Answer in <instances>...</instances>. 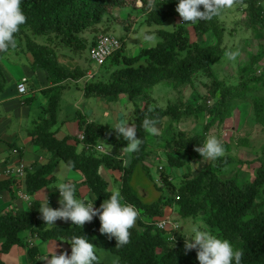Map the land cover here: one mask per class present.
<instances>
[{
    "label": "trees",
    "instance_id": "trees-1",
    "mask_svg": "<svg viewBox=\"0 0 264 264\" xmlns=\"http://www.w3.org/2000/svg\"><path fill=\"white\" fill-rule=\"evenodd\" d=\"M232 2L236 5L238 14L245 20L243 23L246 27L264 32L262 0ZM176 3L177 0H21L26 21L14 34V48L21 47L28 53L31 66L44 70L49 82H52L51 86L42 90L48 102L43 107L41 119L31 130L34 142L47 149L51 157L41 168L27 171L23 180L14 178L0 181V190L12 189L14 185L20 186L23 181L26 192L33 194L53 179L51 174L54 165L63 160L71 168L81 171L83 183L96 194L93 205L99 208L103 200L113 192L106 186V181L99 172L101 166H106L123 171L119 192L123 202L148 212L149 216L163 215L164 205L161 204L156 209L154 205L143 203V199L134 192L131 184L135 168H142L144 172L148 170L145 159L151 153L148 138L150 134L141 126L143 119H154L157 121L156 125L170 120V137L160 134L155 137L166 143L167 164L181 168L189 161L190 155L197 152L196 146L203 142L210 128L215 123L223 124L231 117L242 95H246L244 93L247 90L262 87L264 83L263 49L251 57L249 64L240 67L241 78L236 85H226L216 78L215 66L226 53L222 48L228 25L226 8L219 16L208 21H198L190 26L182 23L173 29L158 28L156 31L160 40L155 45L141 48L133 55L125 53V40L122 36L121 48L103 64L114 67L113 76L109 79L95 77L83 81L86 96L106 98L126 94L131 99H145L143 113L134 114L131 121L141 143L139 149L133 152V160L129 166L124 164L122 152L127 141L119 138L109 123L88 122L80 118V129L84 131V138L81 140L74 137L76 144H70L68 139L58 140L54 127L58 122L62 88L68 82L85 78L87 71V68H81L78 64L72 69L66 68L59 60L60 54L82 56L83 51L94 44L98 32L109 30L108 24L113 20L124 22L130 31L132 22L143 17L149 25L163 24L169 17L181 18L175 11ZM115 7L130 10L126 18L115 16ZM133 11L141 14L136 16ZM228 21L230 23L232 19ZM232 23L237 28L241 20L234 19ZM193 33L202 35L205 39L193 40ZM199 73L212 78L210 95L203 97L213 98L212 104H207L204 100L193 105L180 100L169 103L165 108L150 107L148 91L157 83L170 79L181 85L194 84V78ZM2 87L0 86V90ZM251 100L254 106L252 120L261 126L264 133V97L252 94ZM204 112L211 118L205 122L201 132L182 131L173 125L192 116L199 118ZM110 132L116 134L114 143L122 147L117 154L96 149L101 138ZM236 138L240 145L251 146L248 138L241 135ZM79 144L83 147L81 151L77 150ZM252 148V154L257 157L254 161L245 163L248 167H253L256 162L258 165L253 167V173H248L247 177L237 174L241 164L245 163L229 151H225L222 157L210 160L199 170L193 171L189 166L178 188L166 177L168 188L173 192L166 203L176 204L179 213L186 218L195 219L203 211L207 217L203 227L220 238L229 240L239 249L242 252L241 264H264V199L260 200L264 194V143ZM227 169L232 171L229 175L226 173ZM177 194L178 199L175 198ZM40 204L39 201H32L31 206L26 209H12L0 213L1 252H8L14 245H25L28 247L29 264H38L41 256L39 247L28 244L20 234L29 230L41 240L68 241L74 235H84L97 248H106L116 253L119 258L113 264H199L196 250L185 253L184 235L170 240L168 233L157 229L154 223L142 220L140 215L129 230L128 243L117 248L115 238L93 235L84 225L79 228L63 220L61 224L44 225L38 210ZM55 207H60L59 203ZM97 255L99 264H106L100 260L98 252ZM0 264H4L1 259Z\"/></svg>",
    "mask_w": 264,
    "mask_h": 264
},
{
    "label": "clouds",
    "instance_id": "clouds-1",
    "mask_svg": "<svg viewBox=\"0 0 264 264\" xmlns=\"http://www.w3.org/2000/svg\"><path fill=\"white\" fill-rule=\"evenodd\" d=\"M231 4H232V0H177L175 11L179 14L181 18L174 17L173 25L175 26L173 28H175L176 26L182 23L186 24V22L195 24L198 21L211 20L213 17L219 16L222 10L227 7H230ZM25 21H26V16L21 8V0H0V57H2L3 54L7 53L8 51L10 52L12 50L18 49V48H14L16 46L14 34L18 32L19 27L23 25ZM101 34H113V33L109 31L98 32L94 44L91 46V48H89L90 58H91V49L96 44L98 37ZM119 40H120V47L117 48L116 50L120 49L123 44L121 37L119 38ZM143 40L147 43H151L153 37L151 35L145 34L143 36ZM9 47H13V49H8ZM19 48L21 49V51H23L21 47ZM116 50L113 53H115ZM226 55L229 60H235V58L238 55V52L231 51L226 53ZM109 57L107 58V60L109 59ZM91 60L93 59L91 58ZM107 60L105 62H107ZM103 64H99V65H103ZM34 69H40V68H34ZM23 78H26L25 81L26 89L24 92H19L17 86ZM92 78H95V73L94 72L92 73L89 70V68H87L85 78L73 82L82 83L81 87L83 89V84H84L83 81L85 79L89 80ZM28 79H29L28 76L23 75L16 83V89L21 97H23L29 91V86L27 83ZM255 90H257V88H252L251 90H247L244 93L246 95L244 96L242 95L240 101H244L245 99L248 98L251 99L252 94L255 95L254 94ZM209 101L210 99L208 100V103ZM253 116H254V106H253L252 118ZM230 118H233V115ZM228 119H226L224 123H226ZM156 123H157L156 120L149 119L146 117L143 119L141 126L148 134L152 136H157L160 134V132L159 129L156 127ZM253 123L256 124L257 126H260L256 122ZM223 124H219L221 128L223 127ZM231 127L234 128L233 125ZM111 128L115 130L119 138L127 141L126 146H124L122 149V152L133 153L139 149L141 140L140 138L137 137L136 134L137 131L134 126L126 124L124 122H117ZM221 128L220 131L222 130ZM231 132L232 135L230 139H232V136L234 137V130H231ZM81 133L84 134V131L80 130V132L77 134V138L81 139L79 137ZM230 141H228V143ZM223 142L224 141L220 134L219 135L216 134L215 136L213 134L208 133V135L204 138L203 142L196 146L195 150L197 152L190 155L188 159L189 161H187L189 163V166L196 167L194 164L201 163L200 161L202 159H203L202 161L208 163L210 162V160H215L219 157H222L225 152V148L222 145ZM99 145L102 146V144L99 143L96 145V149L98 151L105 152L108 154L112 153V152L111 153L108 152L103 146L102 149H99L98 148ZM251 150H252V146H251ZM166 151L167 149L165 146V153ZM157 160H158V162L156 163L157 170H155V172H152L151 175L155 181V184H157L158 186L157 191H159L160 196L158 200H152L150 202H146V204L154 205L156 209H158L159 205L161 204L164 205L163 215L149 216L150 214L148 212H144L142 209L135 207L133 204H127L126 202H123V198L119 194L120 191L118 192L115 190L110 194V196L107 199L103 200L99 208H94L95 206L93 207V202L86 203L83 200L76 198L75 196L76 186L74 184L68 182H61L55 185V187L58 188L59 191L60 207L55 209L50 207L48 205V201L46 198H45L46 202L40 204V206L38 207L39 213L41 215V219L45 222L44 225L52 226L54 225L57 219H60L65 222H71L72 225L81 228L83 225L85 226V222H90L93 219V217L96 218L98 216L100 220V228H99L100 233L107 235L109 238H115L117 242L116 247L119 248L128 243L129 235H130L129 230L135 224L137 220V216L140 215L142 220L152 222L156 225L157 229L168 233L170 240H176L178 235H184L185 253H187L189 250H196V258L199 261V264H241L242 252L239 249L235 248L229 240L220 238L219 235L213 234L212 232L208 231L203 227V224L205 225L204 221L207 218L203 211L199 212V215L195 219H192L193 221L190 220L181 223L180 218L182 219H187V218L183 217L179 213L176 204L169 205L168 203H166L172 191L169 190L165 179L167 177L168 181L171 182L175 186V188H178L182 183L183 174L184 172H187L188 168L187 169L186 168L183 169V167L175 168L172 169L173 172L171 170L172 172L171 173L167 171V157H166V161L162 160L161 157L157 158ZM207 160L208 162H206ZM171 168L173 167L171 166ZM248 168H247V172L250 171ZM192 170L196 171L199 169L194 168ZM144 173H150L149 166H148V170ZM248 173H253V172L250 171ZM248 173H246L244 177H247ZM15 175L20 180H23L25 178L26 171L23 177L18 176L16 172ZM251 176L252 175H250V177ZM165 190H167V195L162 193V191ZM134 192L135 193L138 192V195L141 196V198H146L140 191H138V189L137 191ZM23 197H27V196L23 194ZM262 197H260L261 200L264 199V194H262ZM175 198L178 199L179 195L177 194ZM158 202H160V204H158ZM173 215L174 218H172ZM86 229L90 231L93 235L98 234L95 232L93 233V230L91 228L90 229L86 228ZM68 242L70 243V247H71L70 255L67 253L56 254L55 251L53 250L47 256L44 257V259H46V264H99L97 250L101 248H97V246H95L86 236L74 235L70 239H68ZM28 244L36 245L35 243H30V242H28ZM110 252L114 253L112 251Z\"/></svg>",
    "mask_w": 264,
    "mask_h": 264
},
{
    "label": "crops",
    "instance_id": "crops-1",
    "mask_svg": "<svg viewBox=\"0 0 264 264\" xmlns=\"http://www.w3.org/2000/svg\"><path fill=\"white\" fill-rule=\"evenodd\" d=\"M21 61L24 62V60ZM3 62L4 60L0 61V67L5 73L3 74L0 69L5 79V82H0V86H3L0 90V181L5 182L17 178L15 172L21 164L24 165L26 172L35 171L44 166L51 157L47 149L39 147L34 142L31 130L41 119L43 107L48 102V98L42 90L50 86L52 82H49L46 72L42 69H34L31 65H25L19 62L20 69L18 71L20 70V72H17V70H12L7 65L2 66ZM23 75L29 78L27 82L29 91L21 97L16 89V83ZM81 84L79 82H70L62 88L58 122L54 127L55 136L58 140L68 139L70 144H76L77 134L81 130L80 118L88 122L109 123L111 127L117 122L132 125L133 115L143 111L142 100L137 102V98L131 99L126 94L106 98L86 96ZM95 103L106 107L107 110L96 111L93 106L96 105ZM140 105L139 111L137 108L139 109ZM115 139L116 134L110 132L101 138L100 144L108 152H112L111 154H117L118 149H122V147L114 143ZM149 142L151 153L146 156L145 162L149 166L150 173H152L157 170V158L161 157L162 160L166 161V145L158 137L154 139L150 138ZM82 149V145L79 144L77 150L81 151ZM123 160L124 164L129 166L133 160V153L124 152ZM99 172L105 179L107 187L113 191H120L123 171L101 166ZM51 175H53V179L33 194L26 192L23 181L20 186L14 185L12 189H1L0 213L12 209H26L31 206L32 201H39L42 204L46 202L45 198L48 201V205L55 209V204L59 203V191L55 185L61 182L74 184L76 186V198L86 203L93 202L94 204V192L83 183V176L80 170L73 169L65 161L60 160L54 165ZM112 182H114V185H112ZM131 184L133 188H137L146 197L143 198L144 203L151 201L147 198L145 189H142L140 185H135V171L131 178ZM23 194L27 197H23ZM62 222V220L57 219L54 225L61 224ZM85 227L91 228L93 233L107 236L101 234L99 231L100 220L98 216L96 218L93 217L90 222H85ZM20 234L26 242L35 243L39 247L41 257L38 264H46L44 257L53 250L56 254L67 253L70 255L71 253V247L68 241L54 239L41 240L29 230H24ZM108 258L112 259V257H107V260ZM0 259L4 264H29L27 247L25 245H14L8 252L0 251ZM117 260L118 258L116 257L112 263L103 262L113 264Z\"/></svg>",
    "mask_w": 264,
    "mask_h": 264
},
{
    "label": "rangeland",
    "instance_id": "rangeland-1",
    "mask_svg": "<svg viewBox=\"0 0 264 264\" xmlns=\"http://www.w3.org/2000/svg\"><path fill=\"white\" fill-rule=\"evenodd\" d=\"M263 4H264V0ZM227 14H225L227 19V30L224 36V40L222 43V48L226 51V53L235 51L238 52L237 57L235 60H229L227 58L226 53L224 54L222 61L215 66V76L218 80H221L225 82L226 85H236L240 82L241 78V72L240 67H242L245 64H249L251 61V57L254 56L257 52H260L261 49L264 50V32L263 31H256L253 28L246 27L245 23H243V20L241 16L238 14L236 5L232 2L230 7L226 8ZM130 10L122 9L120 7H115L113 9V13L115 16L126 18ZM135 12L136 16H139L141 13L138 11ZM141 19V20H140ZM137 21H133V27L130 31H128V28L125 27L124 22H121L120 20L111 21L109 26V31L116 35L117 37L124 36L125 40V53L128 55L136 54L141 48L155 45L159 40L160 36L158 32L156 31L158 28H164V29H172L175 25L174 23V17H169L163 24H147L144 21V17L140 18ZM228 19H232V21L241 20L240 25H238L237 28H234V23L232 21L229 23ZM131 21V20H130ZM129 21V22H130ZM191 23L186 22V26H190ZM130 25V24H129ZM236 25V24H235ZM145 34L151 35L153 37V40L151 43H147L143 40V36ZM89 37H92V34L88 33ZM192 39L195 40H204L205 37L202 35L194 34L192 35ZM24 50L21 51L20 48L16 50H12L9 53L3 54L2 57H0V61H3L2 66H6L9 68H12V70L20 69L19 62L21 64L25 65H31V57L27 55ZM21 60H24L21 61ZM59 60L63 65L66 66L68 69H72L76 66V64L79 65L81 68H89V70L93 73H95V77H99L101 79H109L113 76V68L107 67V65H99L96 63V61L91 60L90 58V51L89 48L85 49L83 51L82 56L78 57H70L68 55H62L60 54ZM264 60V58L262 59ZM261 60V61H262ZM2 63V62H1ZM258 67V65H257ZM1 69V67H0ZM2 70V69H1ZM0 70V71H1ZM3 74L4 71H1ZM0 72V82H5L4 75ZM16 73V72H15ZM211 77L208 75L199 73L196 78H194V84H177L176 82L171 81L170 79H164L157 83L153 88L149 89V103L150 107H163L165 108L169 103H175L179 102L180 100H183L185 103H190L193 105L198 104L200 101L206 100L207 104H211L214 100L213 98H209L210 101L208 103L209 99H203L204 96H209L211 91ZM263 86L255 90L254 94L259 97H264V83H262ZM76 93V92H72ZM136 101L139 102L142 100L143 108H144V100L142 97H136ZM249 99V98H248ZM245 99L244 101H240L236 108L233 109L232 115L233 118H229L226 123L223 124V127L218 123H215L209 130V134H213L216 136L221 135L223 139L222 145L225 148V151H229L233 156L239 157L242 163H245L246 161H254V159L257 157L256 155L252 154L251 152V146H261L264 142V133L261 131L260 126H257L253 123L252 120V112H253V100L251 99ZM93 105L95 107L96 111L101 110H107L106 107H103L101 105ZM135 106V105H134ZM137 108V110L140 111ZM142 108V109H143ZM141 113L138 114H142ZM231 115V116H232ZM209 116L205 115V112L199 117L196 118L194 116L189 117L188 119H184L180 121L179 123H174V127L176 129L179 127L182 131H195V132H201L203 129V125L205 122L209 121ZM231 121V122H229ZM170 123V120H165V122L159 123L156 125V127L159 129L160 135L165 137H170L171 131H168V125ZM230 125V126H229ZM233 125L234 128L231 126ZM220 128L222 129L220 131ZM231 130H234V137L232 135ZM241 135V137L248 138L249 143H251V146H244L240 145L238 143V139L235 138L236 136ZM148 138L154 139L155 136L149 135ZM235 138V139H234ZM232 140L233 142H231ZM228 141H230L228 143ZM253 149V148H252ZM225 153V152H224ZM203 160V159H202ZM200 161L199 164H194L196 167H191L192 169H200L206 165L205 161ZM208 162V160L206 161ZM258 162H256L253 167L257 166ZM249 166V165H248ZM247 164H241V167L238 171V174L241 176H245L248 168ZM247 167V168H246ZM253 167L251 166L249 169L250 171H253ZM184 168L189 169V163L186 162L183 166ZM172 169H175V167L171 168L170 165L167 164V171L171 172ZM233 170V168H231ZM231 169H227L228 175L232 172L229 171ZM135 185H140L142 189H145L147 192V198L152 200H158L159 191H157V184H155V181L151 175V173H144L142 169H136L135 168ZM173 172V170H172ZM171 172V173H172ZM230 172V173H229ZM225 173V172H224ZM112 185H114V182H112ZM134 191H137V188H133ZM117 191V190H116ZM138 193V192H137ZM165 195H167V190L162 191ZM93 198L96 199V194H93ZM263 198V197H262ZM143 199V198H142ZM261 200V199H260ZM174 218V215L172 216ZM181 223L187 222V221H193L192 219H182L180 218ZM197 221V220H196ZM97 252L99 253V258L102 261H105L107 263H112L114 259L119 257L116 254H113L109 252L106 249H98ZM107 257H112V259L107 260ZM45 264V263H41Z\"/></svg>",
    "mask_w": 264,
    "mask_h": 264
},
{
    "label": "built area",
    "instance_id": "built-area-1",
    "mask_svg": "<svg viewBox=\"0 0 264 264\" xmlns=\"http://www.w3.org/2000/svg\"><path fill=\"white\" fill-rule=\"evenodd\" d=\"M120 47V40L113 34H101L98 37L96 44L91 49V58L96 61L98 64H103L107 58ZM26 78H23L18 84L17 88L19 92H24L26 89L25 86ZM81 139L84 138V134H80ZM99 149H102V146H98ZM16 174L20 177H23L25 174L24 165L21 164L16 169Z\"/></svg>",
    "mask_w": 264,
    "mask_h": 264
}]
</instances>
